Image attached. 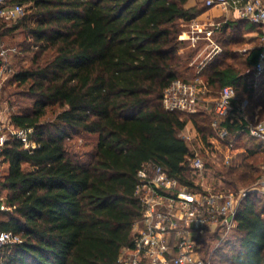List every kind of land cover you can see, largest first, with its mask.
I'll list each match as a JSON object with an SVG mask.
<instances>
[{
	"label": "trees",
	"instance_id": "16d2710c",
	"mask_svg": "<svg viewBox=\"0 0 264 264\" xmlns=\"http://www.w3.org/2000/svg\"><path fill=\"white\" fill-rule=\"evenodd\" d=\"M10 1L24 5L25 13L1 35L21 29L31 41L27 49L35 48L31 66L12 75L27 86L31 108L12 114L10 122L31 128L37 146L30 151L7 132V172L0 177L7 209H0V231L18 234L21 242L0 249V264H116L142 214L134 195L141 165L158 163L187 181L190 147L179 137L186 119L166 111L161 97L183 77L179 20L190 21L207 7L204 0L190 7L189 0ZM246 26L259 27L237 18L222 31ZM260 50L249 52L244 68H253ZM200 75L207 97L232 84L247 104L264 109V101L253 98V73L214 57ZM50 106L60 110L41 123ZM211 118L206 112L189 116L204 139L214 135ZM221 125L230 126L228 120ZM77 131L97 137L88 158L67 150L66 139ZM256 144L251 153H264ZM254 167L245 157L221 174L220 187L251 186L260 176L245 183ZM216 258L221 264H264V196L251 192L241 201L236 226Z\"/></svg>",
	"mask_w": 264,
	"mask_h": 264
},
{
	"label": "built area",
	"instance_id": "2783aa9c",
	"mask_svg": "<svg viewBox=\"0 0 264 264\" xmlns=\"http://www.w3.org/2000/svg\"><path fill=\"white\" fill-rule=\"evenodd\" d=\"M204 3L207 8H220L226 18L233 16L255 23L264 33V0H204ZM24 13V5L0 0V35L3 26L16 22ZM195 24L193 18L186 25L188 29L183 31L186 35L179 37L190 41L193 47L201 38L211 41L210 36L221 23L208 16L202 28ZM202 33L206 35L202 37ZM253 71L256 76H264V47ZM9 72L5 52L0 49V87ZM207 91V83L200 75L191 80L175 78L163 89L162 107L166 111L178 112L182 119H186L179 137L190 147V154L184 159L188 167L187 181L169 174L158 163L148 161L141 165L136 175L134 195L141 202L142 214L132 224L131 244L120 249L116 264H214L216 251L224 247L236 226L241 201L251 192L264 196V173L251 186L235 190L220 187L223 184L221 174H216L218 187L210 189L202 183L210 153L219 155L224 167L232 166L238 154L232 137L245 134L249 138L264 140V118L246 115V101L241 99L232 84L224 85L212 100L210 126L214 135L204 139L193 125L189 127L190 115L206 112ZM225 120L230 126L221 125ZM3 130L15 136L30 151L37 146L30 139L31 128H14L0 122V177L6 165L2 155ZM197 142L200 144L198 148ZM0 209H7L3 197H0ZM19 242L18 234L0 231V249Z\"/></svg>",
	"mask_w": 264,
	"mask_h": 264
},
{
	"label": "rangeland",
	"instance_id": "374dc122",
	"mask_svg": "<svg viewBox=\"0 0 264 264\" xmlns=\"http://www.w3.org/2000/svg\"><path fill=\"white\" fill-rule=\"evenodd\" d=\"M233 20L234 19H231L230 17L226 18L221 14L216 19V21H220L221 24L218 28L214 29V33L210 36L211 41L206 37L201 38L197 42L196 47L191 46L190 41L187 39H183V41H181L178 50V53L182 58V66L179 68L180 74L183 76L181 78L191 80L194 77L200 75V72H196L200 70L199 68L201 65H206L208 62L213 60L211 59L210 61L206 62L209 56L212 55V57L214 56L215 58H218V60H225L228 64L233 65L235 69L241 71L243 70L245 73H253L256 81V75L253 71V68H244V65L241 63V61H244L246 57V50H249L251 48L250 46H252L249 44L250 42L247 44L243 37L244 35H241L239 31L237 32L230 28L225 33L222 31L224 24L227 21ZM216 31L217 33H215ZM181 35L182 32L180 33V36ZM233 37L240 39V42H232ZM227 39H230L229 42H227ZM30 42L31 41L28 37V34H26V32L21 29L0 35V49H3L5 52L6 67L10 68L8 80L0 87V122L5 125L11 124L10 117L12 114L31 108L32 100L27 91V86L13 81L12 77L13 73L17 72L18 70L31 66L35 48L33 49V46L29 44L30 50L27 49L28 43ZM211 42L214 44L212 45ZM214 51L216 53H214ZM226 52L232 56L231 59L226 57ZM202 78L205 79V77ZM258 80L261 81H259L258 84L256 83V86H254L253 98L255 101L263 102L264 76H261L258 78ZM244 98L247 97L244 96ZM205 99L207 102L206 113H211L213 107V97L205 96ZM247 105L248 108L246 115L248 117L259 118L264 116V109H262L261 106L260 108H257L259 105L253 106L249 103ZM59 110L60 109L58 106H50L46 108V115L42 119L41 123L52 121ZM7 132V130H3L2 133L5 139L7 138ZM250 139L251 138L244 134L241 135L239 140H236L234 144L237 148V151L243 152L242 155L247 154L245 157H248V161L255 166L252 170V173L250 174V177L245 181V183L250 182L251 180L254 181L259 175L264 173V153L255 151L254 153H251L252 150H255L254 148H257V142L261 143V145L264 147V140L262 141L252 138L251 140L253 141H251ZM96 141V135L84 134L77 131L72 132L71 136L66 139L65 143L68 151L80 156L83 159L88 158V155L95 147ZM198 145L200 144L197 142V148ZM219 159H221L219 155L216 156L215 154L210 153L206 160V166L208 167V170L206 171L205 177L202 178V183L204 186L210 189L219 186V178L216 174H222L228 170V167H224L221 163V160ZM6 172L7 165L4 167L3 175H5ZM238 185L241 186L240 183H238ZM214 264H221L219 258L214 259Z\"/></svg>",
	"mask_w": 264,
	"mask_h": 264
},
{
	"label": "crops",
	"instance_id": "0c3cea01",
	"mask_svg": "<svg viewBox=\"0 0 264 264\" xmlns=\"http://www.w3.org/2000/svg\"><path fill=\"white\" fill-rule=\"evenodd\" d=\"M196 3H197V0H189L187 2V6L190 7V6L195 5ZM221 14L225 16V14H223V12H222V10L220 8H217V7L207 8L205 11H203L201 14H199L197 17L194 18L195 21H196L195 26L198 27V28H202V26L206 22L208 16H210V18H213L216 21V19ZM229 17H227V18H229ZM230 18L231 19H237L236 17H233V16L230 17ZM179 23H180V26H181L182 35L185 36L186 34L183 33V31H185L186 29H188V26H186V25L189 23V21L183 22V21L179 20ZM227 30H229V29H227ZM215 33H217V31ZM239 33H241V35H244L243 37L246 40V43L247 44H248V42H250L249 44L252 45V46H250L251 48L249 50H246V56L249 54V52L251 50H253L255 48L262 49L264 47V33L262 32V30L259 27H256V26L241 27L240 30H239ZM204 35H205V33H202L201 34L202 37ZM214 38H215V35H214ZM180 40L183 41V39H180ZM214 53H216V52L214 51ZM213 57H212V55H210L209 58L206 60V62L207 61H210L211 59H213ZM204 66H205V64L201 65V67L199 69L202 70V68ZM202 77H204V76H200L201 80H204L206 82V79H204ZM260 77L261 76H256L255 86H256V83L258 84L259 81H261V80H258V78H260ZM257 80H258V82H257ZM241 98L246 101V105H247V100L245 98H243V97H241ZM257 108H260V105ZM259 118H264V116L263 117H259ZM188 124H189V127H190V125H193L192 122L191 123H188ZM242 153L243 152H238V154L235 156V158L233 160V163H232V167H238L239 165H241L243 159L247 155V154L246 155L245 154L242 155ZM237 160H240V161H237Z\"/></svg>",
	"mask_w": 264,
	"mask_h": 264
}]
</instances>
